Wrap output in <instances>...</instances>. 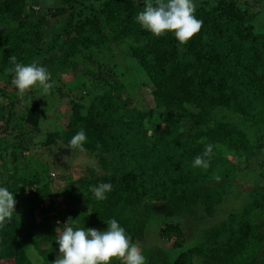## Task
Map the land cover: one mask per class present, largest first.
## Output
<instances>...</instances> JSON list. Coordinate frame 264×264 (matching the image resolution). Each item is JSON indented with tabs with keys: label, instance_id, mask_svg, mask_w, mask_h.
I'll return each instance as SVG.
<instances>
[{
	"label": "trees",
	"instance_id": "trees-1",
	"mask_svg": "<svg viewBox=\"0 0 264 264\" xmlns=\"http://www.w3.org/2000/svg\"><path fill=\"white\" fill-rule=\"evenodd\" d=\"M55 1L35 9L0 0V187L16 200L0 227V264H35L28 248L51 264L69 217L74 229L101 231L115 218L146 264H264V33L249 9L256 1L195 0L203 25L183 45L174 33L156 37L135 21L143 0ZM12 55L50 69L56 84L42 99L53 112L69 98L59 127L51 124L38 145L81 153L88 164L57 176L55 189L40 177L45 162L18 174L50 108L34 97L36 87L22 98L9 94H19L8 71ZM114 56L131 60L136 67L125 68L143 83L125 90ZM58 70L78 83L62 88ZM85 77L87 89L79 86ZM81 129L84 151L69 149ZM209 143L210 166L193 167ZM256 163L258 182L240 189L230 173ZM100 183L113 186L102 201L90 190Z\"/></svg>",
	"mask_w": 264,
	"mask_h": 264
},
{
	"label": "clouds",
	"instance_id": "clouds-1",
	"mask_svg": "<svg viewBox=\"0 0 264 264\" xmlns=\"http://www.w3.org/2000/svg\"><path fill=\"white\" fill-rule=\"evenodd\" d=\"M195 10V0H143V10L135 16V21L156 37L172 32L183 45L202 28L203 21L196 18ZM9 60L14 65L8 70L14 73L12 84L21 97L37 84L44 93L53 87L52 73L47 66L35 62L27 65L18 63L14 55ZM87 139L81 129L71 138L68 148L84 151ZM212 155L213 145L209 143L204 152L195 157L193 167L207 169ZM90 190L97 200L102 201L107 199L106 194L113 190V186L111 183H100ZM15 204L14 194L6 187H0V227L11 220ZM71 219L68 218L56 240L59 252L51 264H110L114 257L119 258L122 264H146L140 246L132 241L115 218L107 222V229L103 231L91 227L74 229L68 226Z\"/></svg>",
	"mask_w": 264,
	"mask_h": 264
},
{
	"label": "rangeland",
	"instance_id": "rangeland-1",
	"mask_svg": "<svg viewBox=\"0 0 264 264\" xmlns=\"http://www.w3.org/2000/svg\"><path fill=\"white\" fill-rule=\"evenodd\" d=\"M26 1L27 3H33V7L35 9L38 7L45 8L47 6L49 7V6H53L56 4L55 0H26ZM250 1L251 0H249L248 2ZM252 1L253 2L256 1V4L255 5L250 4L251 7L249 9L252 11L254 10L258 11L257 17L255 18V30L264 33V0H252ZM114 57H115L114 62L116 63L115 64L116 69L118 70L117 71L118 73H121L120 80L122 84L125 86L124 87L125 90L131 89L132 91L134 87L138 86L141 82L143 83V80L140 77V75L132 72L131 68H128V69L125 68V67H136L135 65L133 66V62L131 60L129 59L124 60L122 56H114ZM57 74H60L59 78H60V81L62 82L61 86L64 84V86L66 87L67 86L72 87L73 84L78 83V78L76 80H72V76H74L73 74L63 72L61 70H58ZM79 81H80L79 86L83 85L84 89H87L90 87V84H91L90 79H88L87 77L81 78ZM51 83L56 84L54 77H52ZM34 87H36L37 89V91H35L34 93L35 94L34 97L37 98L41 103H42V100L44 101V103L48 102V104L45 107L50 108L51 106H49V104L51 103V100H47L46 97L45 99H42L43 96H47L49 93H44L42 88H40L38 84L33 86L32 88L34 89ZM89 91H92L91 88ZM9 94L11 95L15 94L17 98H22L20 94L17 95L15 92H10ZM67 99L69 98H66V100H64L65 104H60L59 106H56L55 112L51 110L52 108L46 110L47 119L41 124L40 135L35 137V141L37 145L40 144L39 142L43 139L44 133L50 130L51 124L55 128H57L58 124L56 121H58V118L61 116L59 115L58 117L57 115L60 114L61 111H63V108L68 103ZM52 101H54L52 103L58 102L57 100H52ZM21 107H22L21 104L17 105L15 107V111L21 112L22 110ZM7 139H9V137H7ZM262 143L264 145V138L262 139ZM1 145L2 144H0V147ZM37 145L35 144L30 148L29 153L26 155V162L20 163L18 165V174L23 175V176H28V175L30 176L32 171L40 170V165H39L40 163L45 162L47 164L46 167L48 171L46 173L40 174V177L43 179H47L48 177H50V180H47V181L50 183V186L53 187V189H55L57 185L59 184V181L56 179L57 176H61L62 178H65L68 176L70 172L76 175L78 173H81V171L88 164V161L86 160L84 156L81 155V153H73V152L67 153L66 151L64 152V149L62 150L58 146L56 147L51 146V148L48 149V147L44 148V147H40L39 145L38 146ZM2 165L3 163L0 162V166ZM258 168H260V166L258 163H256V164H253L250 169L232 171V173H230L229 176H230V179H233V183L236 180L235 184H237L240 189L244 187H250L258 182V176H257V173L259 171ZM262 169H264V165L262 166ZM54 200L57 203L58 207L62 206L61 196L55 197ZM46 203L47 202H45V204ZM53 213L54 211L52 210L50 212V215H52ZM35 221H38L37 216H35ZM64 224H62V226L60 227H64L63 226ZM59 225H61L60 222H59ZM189 234L190 232L188 233V236ZM160 248H169V243H162ZM27 255H28V258L35 264H41L43 262L41 260V257L37 255L31 248H28ZM111 262L112 261H110V264Z\"/></svg>",
	"mask_w": 264,
	"mask_h": 264
}]
</instances>
